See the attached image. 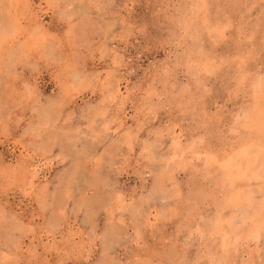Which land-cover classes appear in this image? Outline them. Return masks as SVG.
<instances>
[{
    "label": "rangeland",
    "instance_id": "obj_1",
    "mask_svg": "<svg viewBox=\"0 0 264 264\" xmlns=\"http://www.w3.org/2000/svg\"><path fill=\"white\" fill-rule=\"evenodd\" d=\"M261 151L264 0H0V264H264Z\"/></svg>",
    "mask_w": 264,
    "mask_h": 264
},
{
    "label": "bare ground",
    "instance_id": "obj_2",
    "mask_svg": "<svg viewBox=\"0 0 264 264\" xmlns=\"http://www.w3.org/2000/svg\"><path fill=\"white\" fill-rule=\"evenodd\" d=\"M257 150H258V149H257ZM255 152H257V151H255ZM261 152H262V151H261ZM261 152H260V153H261ZM262 153H263V155H264V152H262ZM262 153H261V154H262ZM243 154H244V153H243ZM261 154H260V155H261ZM248 155H249V154H248ZM237 156H238V155H237ZM237 156H236V157H237ZM254 156H255V155H254ZM257 156H258V155H257ZM262 158H264V157H262ZM258 159H260V158L258 157ZM230 160H231V159H230ZM249 160H250V159H249ZM256 160H257V159H256ZM231 161H232V160H231ZM261 161H263V160L261 159ZM248 163H249V162H248ZM232 164H233V163H232ZM234 164H235V163H234ZM228 165H229V163H228ZM247 165H248V164H247ZM248 166H249V165H248ZM250 166H251V165H250ZM254 171H255V170H254Z\"/></svg>",
    "mask_w": 264,
    "mask_h": 264
}]
</instances>
